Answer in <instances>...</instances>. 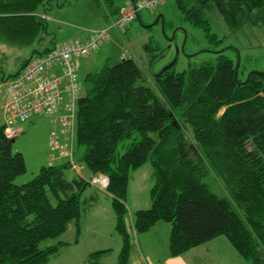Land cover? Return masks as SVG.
Masks as SVG:
<instances>
[{
	"label": "trees",
	"instance_id": "16d2710c",
	"mask_svg": "<svg viewBox=\"0 0 264 264\" xmlns=\"http://www.w3.org/2000/svg\"><path fill=\"white\" fill-rule=\"evenodd\" d=\"M52 2L0 0V37L28 46L48 39L52 32L42 15ZM102 2L111 5L113 0ZM174 2L181 19L199 27L211 43L224 40L211 30L206 12L212 9L233 31L247 24L264 31V0ZM51 48H36L34 55ZM174 67L175 62L156 76V90L144 83L138 62L122 54L100 71L86 74L72 153L77 168L70 157L50 159L29 181L15 183L27 171L26 160L12 150V139L0 126V264H46L69 244L60 239L40 247L44 239L59 237L72 225L79 233L86 208L82 194L88 186L112 198L121 236L113 264H129L131 230L125 201L131 172L147 162L154 167L152 203L130 217L137 234L169 222V256L225 235L250 264H264V73L253 71L246 81L242 60L236 68L237 59L224 54L217 64L207 61L183 71ZM71 170L75 174L69 178ZM80 170L89 173H77ZM210 174L223 180L226 196L212 190ZM101 177L105 183L98 182ZM111 250H94L88 256L98 264L93 260Z\"/></svg>",
	"mask_w": 264,
	"mask_h": 264
},
{
	"label": "rangeland",
	"instance_id": "374dc122",
	"mask_svg": "<svg viewBox=\"0 0 264 264\" xmlns=\"http://www.w3.org/2000/svg\"><path fill=\"white\" fill-rule=\"evenodd\" d=\"M56 1L60 2L61 5L55 4ZM129 2L137 1L114 0L109 12H113V7L119 4L122 6L128 5ZM52 3L53 5L47 10L50 15L48 19L49 30L52 33L42 43L37 45V40H35L32 45L28 46L9 43L0 37V90L4 88V78L15 74L32 55L37 54L34 53V49L53 46L55 43L63 41H78L81 37L84 38V30L90 28H109L110 34L106 42L84 60L86 65L81 67L79 72L82 78L88 72L100 71L106 62L111 63L121 58V54L122 57L129 55L138 62L144 73V83L155 90L157 89L155 78L162 73L163 68L174 62V69L177 71H183L190 66L202 65L207 61L217 64L221 54L233 60L237 59V62L240 58L239 65L242 60L247 76L251 71L264 72L263 29L247 24L241 30L233 31L228 27L223 15L213 9L207 11L206 16L209 19L212 32L218 38H224L220 43H211L199 27L196 28L186 24L181 19L174 0H166L156 9H142L141 21L135 19L125 27L115 25V28L111 30L110 25L107 24L103 16L108 7L102 0L100 3L95 0H53ZM158 12L163 13L165 16L164 26L161 21L151 26L143 25L144 23H152ZM119 16L118 13L112 20H119ZM180 26H183L186 31ZM176 28L179 29L174 33ZM90 33L91 31L88 36ZM1 102L2 93H0V126L3 124V119H6V115L1 109ZM63 114L59 110L54 113L57 118L56 129L52 127L54 124L53 118L45 115L22 120L17 125V128L21 131L12 143V150L21 152L24 155L27 171L17 176L15 183L22 184L29 181L37 174L42 165L49 163L50 159L69 160L70 148L75 144L74 133L63 123ZM51 115L53 116V114ZM76 119L77 117L73 120V125ZM189 131L192 134L190 128ZM124 149L125 147L120 143L118 147L120 153ZM82 152L83 148L75 153L77 160ZM193 153L197 156L195 147ZM68 174L70 178L75 173L69 171ZM208 179L214 192L222 196L227 195L223 180L220 177L210 174ZM212 180L215 184H212ZM95 181H98V179H95ZM100 181L105 183L106 180L101 177L98 182ZM154 181V167L150 162L131 172L125 201L128 209L126 219L134 218L136 210L147 209L151 206V189ZM92 195L96 198L90 199ZM82 201L86 208L80 218L79 233L72 225L61 236L47 238L40 243V247L45 248L56 244L60 239L69 242V244L63 245L57 253L51 255L46 264H92L88 254L94 250L102 249V247H112L114 249L110 254H104L93 261H97L98 264H113L117 261L119 252V246L117 245L121 241V236L116 230V215L112 206V198L105 192L88 186L82 194ZM154 232H157L154 239L151 233H146L142 242L149 243V246H151L152 240L161 239L155 246H157L158 253L164 256L166 251L169 250L171 224L160 222ZM75 239H79L78 242ZM225 241L227 245L224 243ZM209 244L205 246L207 248L210 246L212 248L211 252L207 254L204 250L203 257L196 261V264H250L238 253L225 235H221L220 238ZM226 247L231 248L232 251L226 249ZM212 251L214 254H212ZM199 255L201 254L199 253Z\"/></svg>",
	"mask_w": 264,
	"mask_h": 264
},
{
	"label": "built area",
	"instance_id": "2783aa9c",
	"mask_svg": "<svg viewBox=\"0 0 264 264\" xmlns=\"http://www.w3.org/2000/svg\"><path fill=\"white\" fill-rule=\"evenodd\" d=\"M164 1L138 0L121 6L119 20L116 19L110 29L115 25L127 26L136 18L140 9H154ZM108 37L109 28H100L92 30L83 41L57 43L47 52L31 57L15 75L7 77L1 90L6 135L11 137L19 133V121L41 114L54 115L59 110L64 113L63 123L75 137L73 120L76 118L77 100L82 91L78 77L79 59L100 48ZM70 153L71 163L77 168L72 156L73 146Z\"/></svg>",
	"mask_w": 264,
	"mask_h": 264
},
{
	"label": "crops",
	"instance_id": "0c3cea01",
	"mask_svg": "<svg viewBox=\"0 0 264 264\" xmlns=\"http://www.w3.org/2000/svg\"><path fill=\"white\" fill-rule=\"evenodd\" d=\"M113 2H114V0H113ZM59 5H61V3ZM120 5L121 4H119L118 6L113 7V8H115L114 9L115 11H113L111 13V12H109V9L113 6V3H112V6L110 4H107V7H108L107 9L108 10L103 14V16L105 17V19L107 21V24H109L111 22V20L114 19L117 16V13H118ZM159 13L160 12H158L157 14H159ZM47 15L50 17V15L48 13H47ZM137 19H139L140 21L142 20V18L141 19L137 18ZM103 26H105V25H103ZM97 28H99V27H97ZM92 29H96V28L85 29L84 30V32H85L84 33L85 34L84 38L81 37L79 40L83 41V39H85L88 36L90 30H92ZM88 56H90V54L87 55V56H83V57H81L79 59V72H80V68L84 67L86 65V63H84V60L87 59ZM85 76L86 75H84V78H85ZM84 78H82L80 76V80H81L82 85H83L82 95H84L86 93V89H87V85H85V83H84ZM1 90H0V93H1ZM2 102H3V97H2ZM2 102H1V105H2ZM41 115H45L46 117H52L53 118V123H54L52 125V127L54 129L57 128L56 127V121H57L56 116H54V115L52 116L50 114H41ZM36 117H39V116H36ZM36 117H33V118H36ZM3 123H4V119H3ZM75 130H76V126H75ZM51 135H52V133H51ZM71 171H73V170H71ZM82 171H83V174H86V172H87L86 170L85 171L84 170H80L79 172L77 171V173H82ZM87 173H89V172H87ZM125 219H126V217H125ZM128 219H127V225H128V228L131 230L130 231V234H131V253H130L129 264H196V261H198L199 259H201L203 257L204 250H206L207 254H209L211 252V250H212V248L210 246H208V248H207L205 245L206 244L210 245L209 243H211L212 241H215L218 238H220V237H216V238L210 240L209 242H207L205 244H202L200 246L194 247V248L188 250L187 252H185L184 254L179 255V256H169V253H168L169 250L166 251L164 256H161L158 253L157 246H155V244H158L161 241V239L157 238L155 240H152L151 241V246H149V243L145 244L144 241L142 242V239L143 240L145 239V235L144 234H146V233H151V235H153V239L155 238V236L157 235V232H154V229H156L158 223L155 226H153L149 231H147L145 233H142V234H137L135 232V230L133 229V226H132L133 222L130 220V218H128ZM151 231H153V232H151ZM158 236H159V234H158ZM224 243H226V245H227L226 241ZM117 246H119V248H118V250H119L120 246H121V241L118 242ZM110 248L112 249L111 251H113L114 248L109 247V249ZM102 249H106V248L102 247ZM226 249H228V250L230 249L231 250V248H229V247H226ZM111 251H109L107 253H104V254L105 255L110 254ZM199 253L201 255H199ZM212 254H214L213 251H212ZM117 258H118V255H117ZM217 264H224V263H217Z\"/></svg>",
	"mask_w": 264,
	"mask_h": 264
},
{
	"label": "water",
	"instance_id": "95a60500",
	"mask_svg": "<svg viewBox=\"0 0 264 264\" xmlns=\"http://www.w3.org/2000/svg\"><path fill=\"white\" fill-rule=\"evenodd\" d=\"M159 20H161L162 25L164 26V23H165V16H164L163 13H159V14L156 16V18H155V20L153 21V23H151V24H145L144 26H151V25H153L154 23H157ZM180 28H182L184 31H186L185 28H184L183 26H180ZM178 29H179V28H176V30L174 31V33H175ZM171 39H173V38H171ZM239 61H240V58H238L237 67H236V68L239 67ZM260 73H264V72H260ZM14 141H15V138H12L11 142H14Z\"/></svg>",
	"mask_w": 264,
	"mask_h": 264
},
{
	"label": "bare ground",
	"instance_id": "6f19581e",
	"mask_svg": "<svg viewBox=\"0 0 264 264\" xmlns=\"http://www.w3.org/2000/svg\"><path fill=\"white\" fill-rule=\"evenodd\" d=\"M144 9H147V8H144ZM141 11H142V9H140L138 12H141ZM42 17H44V18H46V19H49V16H48L47 14H43ZM133 20H135V19H133ZM133 20H132V21H133ZM132 21H131V22H132ZM131 22H130V23H131ZM92 30H93V29H92ZM92 30H90V31H92ZM81 96H82V93H81ZM81 96H80V97H81ZM78 100H79V99H78ZM78 100H77V103H78ZM77 110H78V104H77ZM76 117H77V112H76ZM75 126H76V122H75V124H74V127H75ZM5 134H6V133H5Z\"/></svg>",
	"mask_w": 264,
	"mask_h": 264
}]
</instances>
